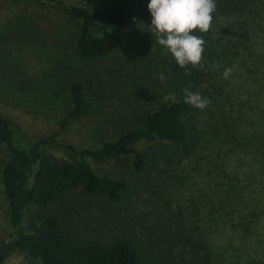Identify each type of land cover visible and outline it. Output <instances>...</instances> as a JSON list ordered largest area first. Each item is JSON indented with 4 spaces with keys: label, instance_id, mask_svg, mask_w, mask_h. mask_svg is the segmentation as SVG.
Instances as JSON below:
<instances>
[{
    "label": "trees",
    "instance_id": "obj_1",
    "mask_svg": "<svg viewBox=\"0 0 264 264\" xmlns=\"http://www.w3.org/2000/svg\"><path fill=\"white\" fill-rule=\"evenodd\" d=\"M93 1L36 0L38 12L6 22L7 36L33 44L43 60L30 91L62 108L56 129L26 147L0 114L8 152L0 183L15 230L0 264L10 248L34 264H264V0H215L210 30L194 33L205 41L204 69L190 75L156 42L149 0L98 9ZM101 61L125 106L122 124L94 148L63 143L57 137L91 105L82 65ZM12 76L23 83L19 70ZM189 83L210 99L206 108L185 103ZM89 160L129 173L95 171ZM173 191L183 209L164 198ZM74 196L99 200L106 221L121 225L107 235L86 231Z\"/></svg>",
    "mask_w": 264,
    "mask_h": 264
},
{
    "label": "rangeland",
    "instance_id": "obj_2",
    "mask_svg": "<svg viewBox=\"0 0 264 264\" xmlns=\"http://www.w3.org/2000/svg\"><path fill=\"white\" fill-rule=\"evenodd\" d=\"M65 1L80 2V0ZM111 4L112 0H94L88 6L98 9L108 8ZM38 7L36 0H0V114L10 120L14 139L22 147L28 146L40 135L52 133L56 129L62 108L60 103L49 100L42 93L35 94L30 91V87L33 86L32 81L36 79L38 81V77L45 73L43 60L38 57L36 47L33 44H22L16 37L6 34L5 26L9 18L19 12L22 14L36 12ZM109 66V61L82 65L83 71L80 76L87 90L90 109L57 137L59 141L77 148H94L101 142L113 138L116 128L122 124L117 120V116L124 114L125 106L110 88L112 85L106 75ZM15 69L22 73L19 80L23 83L14 82L12 74L15 73ZM20 86H24L22 91L19 89ZM44 149L57 156L62 154L56 147L46 146ZM7 159V149L0 143V169ZM89 164L95 171L110 175L129 173L127 166L115 164L111 160L101 164L89 160ZM187 195V191H183L180 196L184 198ZM164 198L169 199L172 210L176 204L181 206L182 199L176 203L174 191L170 195H164ZM70 201L75 206L71 209L77 214L78 223L86 231L107 235L108 231L115 230L121 225L119 222L106 221L109 211L102 207L99 200L74 196ZM14 237L15 230L7 220L0 183V248H9ZM2 264L34 263L17 249L10 248Z\"/></svg>",
    "mask_w": 264,
    "mask_h": 264
},
{
    "label": "clouds",
    "instance_id": "obj_3",
    "mask_svg": "<svg viewBox=\"0 0 264 264\" xmlns=\"http://www.w3.org/2000/svg\"><path fill=\"white\" fill-rule=\"evenodd\" d=\"M147 8L151 15V32L164 49V54L170 53L176 65L185 69V75L191 74V68L203 70L205 41L194 33L210 30L216 10L215 0H149ZM213 67L215 69L219 65L214 64ZM232 71V67L225 68L223 77L227 79ZM159 78L162 81L167 79L163 73ZM191 89V83L183 88L186 104L204 109L211 103L210 99Z\"/></svg>",
    "mask_w": 264,
    "mask_h": 264
}]
</instances>
